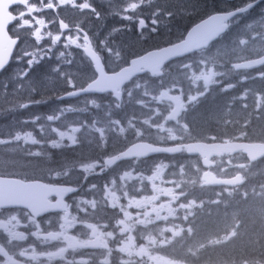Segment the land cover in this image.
<instances>
[{
	"label": "rangeland",
	"instance_id": "1",
	"mask_svg": "<svg viewBox=\"0 0 264 264\" xmlns=\"http://www.w3.org/2000/svg\"><path fill=\"white\" fill-rule=\"evenodd\" d=\"M85 4L86 0H44L46 8L43 9L42 6L35 9L30 8L28 17L31 19L34 16L37 20L40 18L39 26L32 30L27 25L20 23V26L15 28L16 32L23 35L24 43L12 68L13 83L6 84L5 90L0 91V127L10 128V132H15V136L26 134L34 140L35 142L29 146L30 149H35L33 153H37L38 147L45 148L48 152H62L66 149V146L68 148V145L63 144L71 139H77L79 146L87 151L91 147V139L96 138L98 143H101L102 150H98V153L94 156L107 159L110 158L108 156L111 154H118L127 142L144 137L157 138L160 132V135H163L167 132L175 133L183 130L191 136L194 134L206 136L203 130L204 124L196 128L190 125V119L195 115L190 114L189 110H186L185 116L177 122L174 129L169 128L164 131L159 129V127H162L160 120L164 112L148 109L152 96L160 95L162 89L173 87L181 93L186 103H192L196 99V93L203 94L206 90V79L212 69L217 72L215 81L219 82L221 91L232 92L238 87L239 81L244 76L228 72V69H226L228 65L244 56L261 54L264 51V11H258L234 22L230 33L223 39L222 43L220 42L208 52L192 59L188 64L180 68L176 67L171 71V75L166 76L164 79H157V82L153 85L145 86L141 81L134 83L127 91L128 97L125 98L124 102L130 103L133 99H142L140 104L133 105L130 108H123V105L116 107L111 105L108 109H103L101 104L92 100L91 104L83 101L79 104H69V107L65 108L63 105H57V99L81 88L83 84L92 80V76L88 70L89 66L80 52L81 49H74L64 43V41H67L65 36L62 37L63 41L57 39V34L60 33V31L57 32L59 23L46 24L47 18L51 17L53 9L58 10L59 14L64 17L63 21L66 24L81 28L93 37L94 44L107 54L110 67L118 68L125 63V59L122 60V56L119 57L118 52H115V47L105 40L106 36L103 34L104 29L100 19L89 8H85ZM26 21L28 23V19ZM136 29L145 30L146 25L141 26L137 23ZM157 31L158 29L152 32L147 31V34H154ZM79 36L81 37V35ZM71 40L76 44L79 43L78 36L71 38ZM45 62H53L57 66L56 71L59 73L61 80L66 82V87L62 84H51L47 88H39L38 83L29 77L33 68ZM25 73L27 74L25 75ZM256 79L264 83V74ZM241 84L242 86L236 89V93H243L244 85L248 82H241ZM43 95L50 97L48 104L46 102L45 105L49 111L53 112L52 115L42 117L34 115L30 119L24 120L19 112L10 110L12 102L20 103L25 99L30 100L34 96ZM230 96H234L233 92ZM108 100L109 98H104L103 102ZM30 108L37 111V107L34 105H30ZM228 108L231 111H240L245 123H248L249 118L245 116L247 110L261 112L263 103L258 98L246 94L242 95L237 103L236 99L235 102H230ZM78 109L82 110L83 117L95 119L103 116V119L101 123L91 122V125H89V121L85 118L79 119ZM115 114H120L121 119L119 121L112 120V115ZM15 119L19 122L14 126ZM152 123L157 125L156 129L151 128ZM252 124L248 123V125ZM117 147L118 149H116ZM4 149L9 150L8 148ZM17 149L22 150L23 148L19 144L15 150ZM40 156L39 160H43V152H40ZM91 162L94 161L84 160L76 164L65 163L60 165L59 168L49 169L46 172L58 173V169L67 170L74 176L75 180L83 179L87 180V183H91V190L86 191L81 197L84 207H82L83 212L80 213V216H90L91 219H94L99 224L98 227L102 236L110 241V230L114 225L108 224V218L113 216L111 214L114 212V219H118L122 215V211L116 205L111 206V201L107 202L104 196V185H95L96 181L99 180L95 173L101 171L102 163L94 162L98 165V168L92 173L95 165ZM242 164H245V161L241 157L235 158L233 161L223 160L219 163V170L222 173H229ZM90 165L91 171H88L87 167H90ZM163 167L167 170L164 178L168 180L166 182V185L169 186L168 190L175 187V192L181 193V196L173 200L168 208L159 209L158 214L161 220L166 215L173 216L175 219L170 222L163 221L162 224L153 229L151 235L156 238H171V240L158 241L155 245L147 246L141 245L140 242L137 245H132L129 242L126 245L114 244L110 245L109 255L108 252H105V246L103 245L101 251L91 254L93 264H172L168 259L156 256L155 247L171 243L173 241L172 236L184 230L185 225L189 223L191 214L196 209H203L201 204L196 206L198 199L202 198L204 194H208L209 191H203L202 173L200 177H197L201 182L199 186L192 179H188L186 184H175L170 180L171 172L168 173L170 166ZM191 167L195 169L197 175L200 173L198 163L191 162ZM130 170L133 172L132 175L126 176V179L122 180L124 189L128 193L127 196H123L125 201H130L131 197L139 195L142 189L150 190L154 184L151 177L145 178L142 175H137L140 166L133 165ZM90 173L91 176L88 179ZM244 176L246 192L253 193L255 191L254 184L257 181L255 170L247 165L244 169ZM161 178V176L157 178L156 182L160 181ZM246 192H240L237 189L219 195L230 199L237 195H246ZM119 199L113 203H117ZM146 252H149L151 256L147 257ZM85 255V253L81 254V256ZM97 259L98 261H96Z\"/></svg>",
	"mask_w": 264,
	"mask_h": 264
},
{
	"label": "trees",
	"instance_id": "2",
	"mask_svg": "<svg viewBox=\"0 0 264 264\" xmlns=\"http://www.w3.org/2000/svg\"><path fill=\"white\" fill-rule=\"evenodd\" d=\"M238 3L227 2V0H86L91 11L102 22L104 34L108 40L115 47L125 49L133 58L150 50L179 42L185 33L198 22L215 13L237 10L241 7ZM132 4L137 7L131 8ZM143 17L158 20V32L155 36L145 38L143 34L130 27L131 19L140 20ZM56 70L57 66L53 62H45L33 68L29 77L38 83L39 88H47L51 84H62L66 87V82L61 80ZM12 80V68H10L0 77V91H4V85L10 84ZM48 101L49 97L46 95L34 96L20 103L12 102L10 110L19 112L24 120L34 115L49 116L53 112L46 108L45 103ZM206 102L197 115L199 120L210 126V130L206 136H198L199 139L264 142V104L261 112H252L250 119L255 126L243 138V129L249 128L243 126L241 121L236 125L233 118L225 113L227 102H211L210 107ZM79 103L75 102V104ZM108 103L111 104V100ZM69 104L64 102L60 105L69 106ZM30 105L36 106L37 111L31 109ZM227 121H231L232 124L228 126ZM18 122L19 120L15 119L13 125L15 126ZM96 153H98V144L94 143L87 151L78 147L73 152L71 150L48 152L44 155V161L21 158L18 154L14 155V161L16 167L23 168L27 163L37 162L42 165L37 171H43L61 163L91 160L92 155ZM6 161L9 162V159ZM254 167L257 169V181L253 193H247L246 196L238 195L229 200L223 198L222 203H219L218 198L209 197L205 209L193 219L192 235L182 237L181 241L172 247L162 248L161 255L179 263L264 264V160ZM27 171L29 169H16L17 173L23 175ZM37 171L33 174H37ZM231 233L233 239L222 243ZM187 239L191 242L186 243ZM212 241L216 242V246L209 245ZM199 248H202L200 259L193 260L190 257L191 252Z\"/></svg>",
	"mask_w": 264,
	"mask_h": 264
},
{
	"label": "water",
	"instance_id": "3",
	"mask_svg": "<svg viewBox=\"0 0 264 264\" xmlns=\"http://www.w3.org/2000/svg\"><path fill=\"white\" fill-rule=\"evenodd\" d=\"M18 4L19 0H0V57H3V59L7 61L3 70H0V75L10 66L15 51L19 45V40H13L9 34V28L13 25V17L9 12ZM249 9L231 14H224L228 18L223 21V24L212 19L213 17L221 15L213 16L191 30L182 44L169 47L162 51L150 53L141 59L133 61L130 68L124 69L119 74L113 76L106 75L103 63L99 56L93 51L91 44L84 49V52L94 64L98 79L86 90L73 94L69 98L73 99L90 94L103 95L107 92H113L115 98L121 100L122 94L118 93V91L122 90L134 77L142 75L143 69L150 72L153 76H162L161 71L168 63L176 59H182L207 48L211 43L219 39L221 35L226 33L228 30L226 24L230 20L239 14L247 12ZM62 31H67V28L63 25ZM85 41L89 42V39H86ZM262 66H264V58L256 62L237 66L236 69L253 70ZM165 96L166 94H163L162 99H164ZM175 103L177 104V110L173 118H175L180 112L179 102ZM187 148L189 150V155H201L205 158L204 166L206 168L214 166L211 163L214 158L223 157L224 155L234 156L240 152L246 154L251 163H256L264 159V144H228L212 146L196 144ZM180 151V148L161 150L147 144L134 145L121 155L120 158L109 160L106 164L111 166L119 162L121 159H135L138 157L147 158L156 154L174 155ZM204 179L209 185L216 187H237L243 185L241 177L228 181H219L213 174H206ZM59 191H61V189L47 187L41 183L26 184L20 180L0 179V209L23 207L29 209L37 216L49 212H55L58 211L60 203L50 205L48 203V198L58 194ZM98 247L99 244H95L92 248L95 249Z\"/></svg>",
	"mask_w": 264,
	"mask_h": 264
},
{
	"label": "flooded vegetation",
	"instance_id": "4",
	"mask_svg": "<svg viewBox=\"0 0 264 264\" xmlns=\"http://www.w3.org/2000/svg\"><path fill=\"white\" fill-rule=\"evenodd\" d=\"M21 17H26V13H23ZM74 45L78 44L74 42ZM1 130L4 129L0 128ZM65 186L76 189L74 195L67 199L68 210L71 213L68 224L64 222L65 213L34 219L27 212L16 210L24 212L27 218H0V264H64L65 260L74 259L75 254L79 251L90 252L86 247L89 233L81 236L72 229L74 227L84 228L76 218L77 208L75 207L78 204V195L83 192L84 186L74 184ZM115 194L112 192L113 196ZM55 201L57 199H51V202ZM111 204L113 203L111 202ZM157 204L158 201L154 203V205ZM4 212L8 211H0V215ZM123 225L120 223V226ZM50 234H55L57 238L54 240L43 238ZM110 234V241L104 240L108 247L109 242L118 245L127 244L128 239L125 235H116L113 228H111Z\"/></svg>",
	"mask_w": 264,
	"mask_h": 264
},
{
	"label": "snow or ice",
	"instance_id": "5",
	"mask_svg": "<svg viewBox=\"0 0 264 264\" xmlns=\"http://www.w3.org/2000/svg\"><path fill=\"white\" fill-rule=\"evenodd\" d=\"M84 7H85V8H88V7H90V5L85 4ZM130 7L133 8V9H135L137 6H136L135 4H132V5H130ZM249 7H251V5H250ZM227 18H228L227 16H225V15H221V16L213 17L212 19H213V20H217V21L221 22V24H223V21L227 20ZM224 26H226V25H224ZM57 39H58V38H57ZM6 63H7V61L4 60L3 57H0V70H3V68L5 67V64H6ZM26 74H27V73H25V75H26Z\"/></svg>",
	"mask_w": 264,
	"mask_h": 264
},
{
	"label": "bare ground",
	"instance_id": "6",
	"mask_svg": "<svg viewBox=\"0 0 264 264\" xmlns=\"http://www.w3.org/2000/svg\"><path fill=\"white\" fill-rule=\"evenodd\" d=\"M105 13V12H104ZM88 30V29H87ZM103 34H104V32H103ZM122 35V34H121ZM119 38H120V36H119ZM110 39H111V37H110ZM117 39H118V37H117ZM112 40V39H111ZM119 41V40H118ZM73 158V157H72ZM254 188H255V184H254ZM253 228V227H252ZM252 232V231H251ZM250 233V232H249Z\"/></svg>",
	"mask_w": 264,
	"mask_h": 264
},
{
	"label": "clouds",
	"instance_id": "7",
	"mask_svg": "<svg viewBox=\"0 0 264 264\" xmlns=\"http://www.w3.org/2000/svg\"><path fill=\"white\" fill-rule=\"evenodd\" d=\"M212 75H217V73H212ZM33 142H35V141H33ZM22 238H26V237H22Z\"/></svg>",
	"mask_w": 264,
	"mask_h": 264
}]
</instances>
